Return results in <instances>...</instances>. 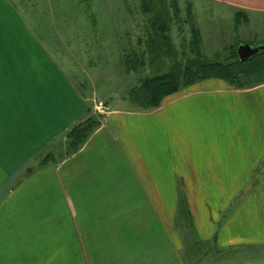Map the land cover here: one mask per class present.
I'll return each instance as SVG.
<instances>
[{"label": "crops", "instance_id": "0c3cea01", "mask_svg": "<svg viewBox=\"0 0 264 264\" xmlns=\"http://www.w3.org/2000/svg\"><path fill=\"white\" fill-rule=\"evenodd\" d=\"M209 1L264 15V0ZM37 23L0 0V264H71L74 246L81 264H102L105 248L113 264H185L173 228L179 186L199 241L264 246V82L213 77L155 108L117 103L79 150L24 174L88 110Z\"/></svg>", "mask_w": 264, "mask_h": 264}, {"label": "rangeland", "instance_id": "374dc122", "mask_svg": "<svg viewBox=\"0 0 264 264\" xmlns=\"http://www.w3.org/2000/svg\"><path fill=\"white\" fill-rule=\"evenodd\" d=\"M10 2L20 9L27 20L38 22L30 25L31 29L39 32L42 42L54 55V59L56 58L62 67L70 71L72 81L80 93L88 98L90 108L88 115L93 116L105 114L108 108L117 103L132 106L127 102L126 96L132 87L139 84V79L151 76L157 71H166L172 64L171 59H165L158 66L162 67L158 68L159 70L151 69L147 64L135 71H126L123 67V52L130 49L137 52L138 39H145L147 36V18L143 14L141 4H178L182 20L185 19L186 6H190V20L185 24L183 21H172L169 31L178 57L183 52L187 54L189 50L191 27H196L201 32L203 38L201 48L209 59L217 55L221 60L229 57V53L234 50L231 47L237 43L264 45V15L240 9L223 11L224 9L214 5L219 3L209 0H10ZM263 81L264 75L254 76L247 80L246 85L256 86ZM70 127L51 138L40 152L31 158L23 170L24 174L53 165V161L60 162L65 158L66 135ZM45 157H48L45 164L38 165ZM19 174L20 172L16 174V178ZM182 187L179 186V197L184 196ZM173 220L174 231L181 239V255L185 264H207L218 260L245 262L260 257L263 258L258 260L257 264H264V246L221 249L214 243L199 241L187 216L183 213L179 215L177 208ZM77 222L81 223L80 218H77ZM70 223L74 228V219L68 217L67 224ZM72 252L71 264H81L82 255L85 258V254L75 246ZM111 252L112 249L109 248L99 250V256L102 255L100 258L106 257L102 264H113ZM88 256L96 259L94 253H89Z\"/></svg>", "mask_w": 264, "mask_h": 264}, {"label": "trees", "instance_id": "16d2710c", "mask_svg": "<svg viewBox=\"0 0 264 264\" xmlns=\"http://www.w3.org/2000/svg\"><path fill=\"white\" fill-rule=\"evenodd\" d=\"M141 7L147 18V36L145 39H138L137 52L132 49L123 52V67L126 71H135L147 64L151 69H158L162 68L158 66L165 59H171L172 64L166 71H157L151 76L139 79V84L132 87L126 96L127 102L132 106L140 109L155 108L160 105L165 96L208 78H221L235 87L245 88L250 87L246 85L248 79L264 75V47L247 59L240 60L237 55V46L240 43H237L231 47L234 50L229 53V57L221 60L217 55L209 59L202 51L201 34L196 27L190 29L187 54L183 52L178 57L169 31L172 21H183L185 24L190 20V6H186L184 20L180 19L178 4H141ZM89 113L90 108L85 114L86 117L73 123L68 130L65 157L79 150L104 118L103 114L93 116L88 115ZM47 158L41 160L38 165L43 166ZM58 162L53 161L52 164ZM177 211L179 215L183 213L187 216L190 225L193 226L184 196H180L177 201Z\"/></svg>", "mask_w": 264, "mask_h": 264}, {"label": "water", "instance_id": "95a60500", "mask_svg": "<svg viewBox=\"0 0 264 264\" xmlns=\"http://www.w3.org/2000/svg\"><path fill=\"white\" fill-rule=\"evenodd\" d=\"M263 47H264L263 45L252 46L251 44L247 42L240 43L237 46V55L240 60H245L248 57L256 54Z\"/></svg>", "mask_w": 264, "mask_h": 264}]
</instances>
